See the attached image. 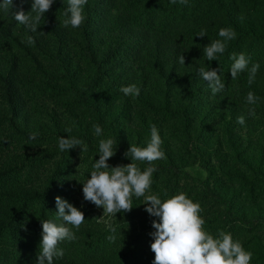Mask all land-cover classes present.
<instances>
[{
  "label": "rangeland",
  "instance_id": "1",
  "mask_svg": "<svg viewBox=\"0 0 264 264\" xmlns=\"http://www.w3.org/2000/svg\"><path fill=\"white\" fill-rule=\"evenodd\" d=\"M66 7L67 0H54L35 33L12 16L21 8L27 14L31 0L0 11V188H19L23 212L35 216L42 204L48 220L56 219V197L80 210L85 221L72 229L78 255L106 251L108 264H151L154 218L144 197L133 196L132 208L111 218L110 233L98 222L108 214L84 200L82 186L99 159L100 139L114 141L110 170L131 163L130 145L144 147L155 126L164 157L151 162V193L162 200L185 193L200 204L205 231L231 233L252 252L250 264H264V0H87L78 28L64 26ZM220 28L235 38L208 61L203 50L222 39ZM241 52L249 67L260 64L251 84L247 71L235 79L228 72L229 56ZM201 67L215 70L225 89L213 95ZM129 84L138 96L120 92ZM249 91L259 97L254 105L245 100ZM73 136L86 149L60 151L58 138ZM21 228L41 236L35 223Z\"/></svg>",
  "mask_w": 264,
  "mask_h": 264
},
{
  "label": "clouds",
  "instance_id": "2",
  "mask_svg": "<svg viewBox=\"0 0 264 264\" xmlns=\"http://www.w3.org/2000/svg\"><path fill=\"white\" fill-rule=\"evenodd\" d=\"M171 3L186 4L188 0H170ZM13 0H0V11H10ZM54 0H31V10L26 14L21 8L12 14L18 24L23 25L27 31L36 32L37 24L46 13ZM87 0H67L64 10V26L78 28L85 19L84 6ZM30 13H35L34 16ZM218 36L222 39L211 41L204 48L203 54L208 61L216 60L218 54H223L228 41L235 38V32L231 28H220ZM199 36H204L201 30ZM32 41V36L28 37ZM232 61L229 73L235 79L240 73L247 71L248 83L255 79L260 68L258 62H252L249 67L250 57L243 52L229 56ZM178 63L184 64L183 56L178 57ZM202 79L209 81V87L213 95L225 89V82L215 70L198 69ZM125 96H138L140 89L135 84H129L120 88ZM249 105H254L259 100L252 91L245 97ZM249 116L254 111L249 108ZM244 116L237 117V123L244 124ZM94 134L101 136L102 129L99 125H93ZM33 136L30 135L29 139ZM162 141L155 126L150 129V138L144 147L130 145L127 155L131 163L126 166L113 167L110 170L106 161L114 155V141L112 138H102L98 143L99 159L92 164L89 173L90 178L83 182L82 193L85 201H90L96 206H101L104 215L98 219L104 220L106 229L115 233V227L110 220L115 214L132 208V197H144V210L154 219L149 233L151 237L150 251L154 253L151 264H250L252 252L245 250L241 242L234 239L232 234L218 230L214 237L203 229L204 220L200 216V204L194 202L185 193L179 192L162 200L157 194L151 193L152 173L156 170L151 162L162 159L164 152L161 150ZM79 145L83 150L87 145L77 137L58 138V148L65 151ZM148 162V166L141 170L136 163ZM190 171V169H186ZM56 219L43 220L41 222V241L39 245L38 264H53V259L63 256V249L58 247L62 241H74L76 235L72 229H79L85 221L84 214L72 204L55 198ZM57 218L65 223H58ZM68 225V226H65ZM69 225L71 227H69ZM114 237L110 235L109 240Z\"/></svg>",
  "mask_w": 264,
  "mask_h": 264
},
{
  "label": "trees",
  "instance_id": "3",
  "mask_svg": "<svg viewBox=\"0 0 264 264\" xmlns=\"http://www.w3.org/2000/svg\"><path fill=\"white\" fill-rule=\"evenodd\" d=\"M2 83L10 99L11 79L7 76ZM145 165L147 167L148 162ZM170 169L174 174H179L174 166ZM8 188H0V264H38L41 236H33L22 231L20 227L23 223H35L41 226V222L48 220V217L42 208V204H40L39 213L35 216L23 212L20 206L24 198L21 190L17 187H12L9 190ZM33 193L30 191V194ZM71 242L62 241L58 244V247L63 249L64 254L60 258L54 257L53 264H108L105 261L106 251H96L91 254L85 252L78 255L73 251V242Z\"/></svg>",
  "mask_w": 264,
  "mask_h": 264
}]
</instances>
